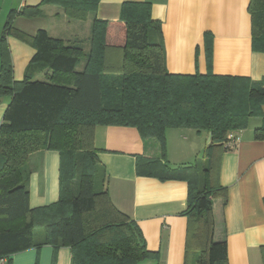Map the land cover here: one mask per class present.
Here are the masks:
<instances>
[{"label":"trees","instance_id":"trees-1","mask_svg":"<svg viewBox=\"0 0 264 264\" xmlns=\"http://www.w3.org/2000/svg\"><path fill=\"white\" fill-rule=\"evenodd\" d=\"M100 2L42 0L77 21L95 14ZM248 11L253 50L264 52V0H251ZM18 15L37 17L41 9L11 11L0 37V102L10 98L0 125V260L50 245L70 248L72 264H158L159 254L147 249L136 223L113 204L94 144L97 126H126L144 139H156L163 157L168 129L210 134L202 159L193 166L169 169L157 160L146 165L162 180L188 182L185 263L229 264L227 243L214 240L213 200L228 195L219 180L220 161L228 133L245 130L251 118L263 120L255 139L264 140V80L211 71L169 73L152 4L125 2L119 21L93 19L89 53L46 30L33 37L15 33L35 48L32 64L48 69L40 81L30 76L29 67L25 79L16 82L7 39ZM205 42L211 67L209 34ZM82 58L84 69L77 71ZM44 150L60 153V198L31 209L28 163L32 154ZM262 258L264 263V248Z\"/></svg>","mask_w":264,"mask_h":264},{"label":"crops","instance_id":"crops-1","mask_svg":"<svg viewBox=\"0 0 264 264\" xmlns=\"http://www.w3.org/2000/svg\"><path fill=\"white\" fill-rule=\"evenodd\" d=\"M250 1L101 0L97 12L84 22H87L90 44L95 17L117 22L123 3L149 2L152 18L161 27L169 73L205 75L211 71L215 75L259 82L264 80V52H255L252 47ZM37 6L41 15L16 16L7 39L16 82L25 79L29 67L30 76L40 81L45 79L48 69L32 64L35 48L15 33L33 37L39 30H46L50 36L55 35L53 38L69 45L77 46L81 42L79 31H68L71 23L63 10L51 11L52 5H43L42 0H0V37L11 11L18 13L26 7ZM206 34L211 36L212 42L211 67ZM119 57L117 52L115 59ZM9 103V97L0 102V125ZM262 112L264 114V105ZM262 124L261 118H251L245 130H237L240 142L226 149L220 161L219 180L228 195L213 200L214 240L227 243L229 264H264V140L255 139V131ZM209 139L207 132L168 129L166 157H163L160 143L156 139H144L136 128L97 126L95 129L97 156L106 172L105 189L116 208L136 223L147 249L159 254L158 264H186L188 217L184 212L188 206L189 185L182 178L162 180L160 175L152 174L153 170L146 164L148 160H157L169 169L193 166L202 159ZM28 169L30 208L40 209L57 203L60 153L55 150L36 152L30 156ZM0 264H72V253L68 247L55 250L46 245L14 254Z\"/></svg>","mask_w":264,"mask_h":264},{"label":"rangeland","instance_id":"rangeland-1","mask_svg":"<svg viewBox=\"0 0 264 264\" xmlns=\"http://www.w3.org/2000/svg\"><path fill=\"white\" fill-rule=\"evenodd\" d=\"M51 11H54L55 10H58V11H61V9L59 7H55V6H51ZM94 14H90L91 17H93ZM69 22L71 23V26L68 25V31L70 30H74V31H79L81 33V42H78L77 43V46L82 48L84 50L85 53H88L89 51V40L87 38V22H84V21H75V20H71L69 19ZM66 34L65 31H62ZM51 36L54 37L55 35L51 33ZM85 62H86V59L85 58H82L77 67H76V70L77 71H80L83 66L85 65ZM103 183L102 182H99L98 183V186L97 188L98 189H102L103 187Z\"/></svg>","mask_w":264,"mask_h":264},{"label":"built area","instance_id":"built-area-1","mask_svg":"<svg viewBox=\"0 0 264 264\" xmlns=\"http://www.w3.org/2000/svg\"><path fill=\"white\" fill-rule=\"evenodd\" d=\"M241 140L240 131H231L227 135V142H226V148H230L233 144L239 143ZM0 261H5L0 260Z\"/></svg>","mask_w":264,"mask_h":264},{"label":"water","instance_id":"water-1","mask_svg":"<svg viewBox=\"0 0 264 264\" xmlns=\"http://www.w3.org/2000/svg\"><path fill=\"white\" fill-rule=\"evenodd\" d=\"M209 141H210V139H209Z\"/></svg>","mask_w":264,"mask_h":264}]
</instances>
